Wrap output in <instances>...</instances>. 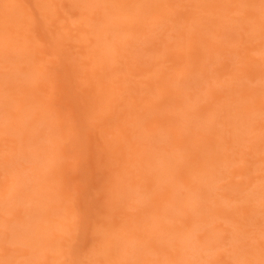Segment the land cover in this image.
<instances>
[{"label": "rangeland", "instance_id": "obj_1", "mask_svg": "<svg viewBox=\"0 0 264 264\" xmlns=\"http://www.w3.org/2000/svg\"><path fill=\"white\" fill-rule=\"evenodd\" d=\"M0 264H264V0H0Z\"/></svg>", "mask_w": 264, "mask_h": 264}]
</instances>
